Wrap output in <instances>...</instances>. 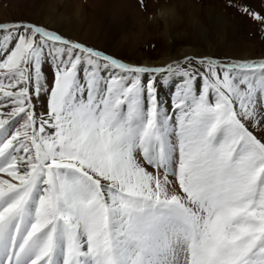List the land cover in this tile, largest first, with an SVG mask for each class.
Returning <instances> with one entry per match:
<instances>
[{
    "label": "snow or ice",
    "instance_id": "1",
    "mask_svg": "<svg viewBox=\"0 0 264 264\" xmlns=\"http://www.w3.org/2000/svg\"><path fill=\"white\" fill-rule=\"evenodd\" d=\"M0 264H264V59L139 66L0 23Z\"/></svg>",
    "mask_w": 264,
    "mask_h": 264
},
{
    "label": "rangeland",
    "instance_id": "2",
    "mask_svg": "<svg viewBox=\"0 0 264 264\" xmlns=\"http://www.w3.org/2000/svg\"><path fill=\"white\" fill-rule=\"evenodd\" d=\"M233 5H246L264 16V9H253L248 0H143V6L141 0H0V23L25 21L50 26L67 38L139 66L152 67L144 64L145 56L155 61L174 57L168 64L185 57L243 62L245 53L252 56L246 61L264 59V25ZM164 7L176 9L175 22L159 16ZM209 8L228 20L223 38L209 24ZM115 17L130 23L132 46L112 53L106 42L114 31ZM200 27L207 42L194 45V34ZM183 47H195L203 54H183ZM175 87L171 83L162 88V99L173 100Z\"/></svg>",
    "mask_w": 264,
    "mask_h": 264
},
{
    "label": "bare ground",
    "instance_id": "3",
    "mask_svg": "<svg viewBox=\"0 0 264 264\" xmlns=\"http://www.w3.org/2000/svg\"><path fill=\"white\" fill-rule=\"evenodd\" d=\"M248 3L253 9H257L260 11L264 9V0H248ZM206 12L210 26L223 38L226 29V21L228 20L225 21L226 19L225 16H220L219 14L215 13L213 8L206 9ZM159 16H162V18H164L165 21L175 22L178 18V13L174 7H164L160 12ZM129 25L130 23L128 24L126 20H122L121 17H115V21L113 22L114 29L112 27L114 31L109 36H107V42L105 41L107 50L109 51L111 50V52L112 51L116 52L118 50L123 51L132 46V42L129 38L130 29L128 30V28L131 26ZM203 33H204L203 27H200L199 30L195 32L194 42H193L195 43L194 45L198 44L199 42H207V39L205 36H203L204 35ZM105 42H103V44H105ZM103 47L104 45L102 46V48ZM233 49H235V47ZM180 50H182L181 52H183V54H193L198 56H201L203 54L200 49H197L195 47H187V48L183 47ZM250 56L251 55L245 53L242 57L246 61L248 58H250ZM173 58L174 57L168 56V57H163L158 61H155L150 58H146L145 56L143 62L145 65L147 64L152 67H158V66L161 67L167 65L171 60H173ZM159 94L160 97L162 98L164 94L163 89L159 90Z\"/></svg>",
    "mask_w": 264,
    "mask_h": 264
}]
</instances>
